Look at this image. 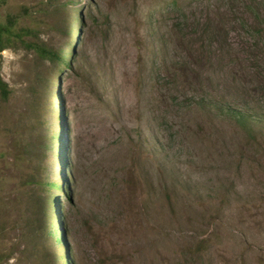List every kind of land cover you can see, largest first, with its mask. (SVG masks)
I'll return each mask as SVG.
<instances>
[{
  "label": "rangeland",
  "instance_id": "1",
  "mask_svg": "<svg viewBox=\"0 0 264 264\" xmlns=\"http://www.w3.org/2000/svg\"><path fill=\"white\" fill-rule=\"evenodd\" d=\"M72 5L59 76L1 52L0 264H264V0Z\"/></svg>",
  "mask_w": 264,
  "mask_h": 264
},
{
  "label": "trees",
  "instance_id": "2",
  "mask_svg": "<svg viewBox=\"0 0 264 264\" xmlns=\"http://www.w3.org/2000/svg\"><path fill=\"white\" fill-rule=\"evenodd\" d=\"M67 5L73 7L72 0H37L34 3H22L17 10L7 12L4 20L0 21V65L2 60L1 52L5 49H12L14 51H24L26 54L34 57L36 72L41 71L42 73L49 65L51 70L54 72L56 70V75L59 76L62 74L64 67L71 68V59L75 55V52L74 50L67 51L66 45L69 44L71 47H74L77 38H73V36L72 38L69 37L74 29L73 20L75 18L74 11L69 9ZM79 10L81 9L79 8ZM47 31H50V33H60L64 41L58 44L54 40V37L48 35ZM41 82L44 85L46 79L41 78ZM53 87L55 88V85ZM9 94L10 88L8 83L0 75V97L6 99ZM231 112L240 123H244L248 119V116L241 113V111L231 110ZM53 129L55 130V128ZM54 130L50 137V144L56 135ZM57 137L58 141L60 140L61 144L63 142L64 146L65 138L63 131L60 134L58 133ZM26 145L30 147L31 141L28 140ZM49 185L58 186V183L51 182ZM63 194L65 195V193ZM39 218V229H41L43 218ZM48 232L54 238L57 237L61 241L62 236L58 235L56 226L53 229L49 228ZM59 257L58 254L55 256L51 254V258L55 263L59 261Z\"/></svg>",
  "mask_w": 264,
  "mask_h": 264
}]
</instances>
